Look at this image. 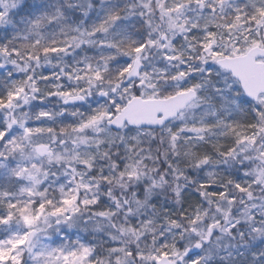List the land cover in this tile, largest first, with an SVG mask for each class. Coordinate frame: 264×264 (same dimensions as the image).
Returning <instances> with one entry per match:
<instances>
[{
    "label": "snow or ice",
    "instance_id": "obj_1",
    "mask_svg": "<svg viewBox=\"0 0 264 264\" xmlns=\"http://www.w3.org/2000/svg\"><path fill=\"white\" fill-rule=\"evenodd\" d=\"M0 264H264V0H0Z\"/></svg>",
    "mask_w": 264,
    "mask_h": 264
},
{
    "label": "clouds",
    "instance_id": "obj_2",
    "mask_svg": "<svg viewBox=\"0 0 264 264\" xmlns=\"http://www.w3.org/2000/svg\"><path fill=\"white\" fill-rule=\"evenodd\" d=\"M221 255H224V253H221Z\"/></svg>",
    "mask_w": 264,
    "mask_h": 264
}]
</instances>
